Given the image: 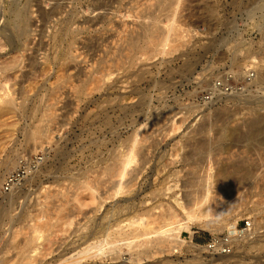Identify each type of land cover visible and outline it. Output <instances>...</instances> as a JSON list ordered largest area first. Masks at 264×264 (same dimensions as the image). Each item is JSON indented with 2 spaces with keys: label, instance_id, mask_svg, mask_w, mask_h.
Masks as SVG:
<instances>
[{
  "label": "rangeland",
  "instance_id": "rangeland-1",
  "mask_svg": "<svg viewBox=\"0 0 264 264\" xmlns=\"http://www.w3.org/2000/svg\"><path fill=\"white\" fill-rule=\"evenodd\" d=\"M260 79L264 0H0V264H264Z\"/></svg>",
  "mask_w": 264,
  "mask_h": 264
},
{
  "label": "built area",
  "instance_id": "built-area-1",
  "mask_svg": "<svg viewBox=\"0 0 264 264\" xmlns=\"http://www.w3.org/2000/svg\"><path fill=\"white\" fill-rule=\"evenodd\" d=\"M207 98V95H201L199 99ZM43 161V154L37 153L30 158H22L19 160L18 165L11 172L3 176L1 179V189L4 192L13 190L20 183L31 176L37 167ZM250 226V220L244 219L242 225L236 224L230 233L229 231L213 232L209 235L205 246L208 249L217 251L221 254H229L234 248V237H239L245 233Z\"/></svg>",
  "mask_w": 264,
  "mask_h": 264
},
{
  "label": "bare ground",
  "instance_id": "bare-ground-1",
  "mask_svg": "<svg viewBox=\"0 0 264 264\" xmlns=\"http://www.w3.org/2000/svg\"><path fill=\"white\" fill-rule=\"evenodd\" d=\"M48 1H49V0H48ZM57 11H58V6L54 5V6L50 7V9H49L48 12H50V13H54V12H57ZM28 12H29V11H28V7L24 8V9H21V10H19V11L17 12V22H16V27H17V30H18L19 33L26 32L28 26L30 25V20L28 19V16H27V15H28ZM89 20H91V19H89ZM4 67L7 68V69H9V68H10V64H7V65L4 64ZM257 84H258L259 87H261L262 89H264V79H260V80H258V81H257ZM7 104H8V105H11L12 103H11V101H7ZM257 121H258L257 119H253L252 121H250V125L253 126L254 124L257 123ZM233 131H234V129H233ZM38 134H39V132H35V133L31 134L30 139H31V140H35V137H36ZM133 156H134L133 153H130V156H129L128 159L131 160V158H133ZM18 162H19V158H16V159H10V160L6 163V167L9 166V165H12L13 167L16 168L17 165H18ZM219 174H220V172H217V174L215 173L214 175H210V177H209V186H208V189H207L206 193H204L203 196L201 197V202H202L203 204H205V203L208 204V203L210 202L209 200H210L211 191H212V188H213L214 186H216L217 179H218L219 176L221 175V174H220V175H219ZM205 196L208 197V198H205ZM208 201H209V202H208ZM197 202H198V200H197ZM197 202H196V204H197ZM208 217H212V215L210 214V215H208ZM141 220H143V218H141ZM197 220H201V218H198ZM134 222H135V221H130L128 227H132V226L134 225ZM221 223H222V221H221ZM136 224H138V223H136ZM139 224L142 225L143 222L140 221ZM145 226H146V225H145ZM225 226H226V225H225ZM233 228H234V225H233V226H230V227L227 229V231H229V232L231 233L232 230H233ZM247 235H249L248 232H247V233H244L243 235H241V236H239V237H234V238H233L234 246H235V243H239V242L241 241V239L244 238V237L247 236ZM233 250H234V248H233ZM14 264H25V263L22 262V261H16Z\"/></svg>",
  "mask_w": 264,
  "mask_h": 264
}]
</instances>
